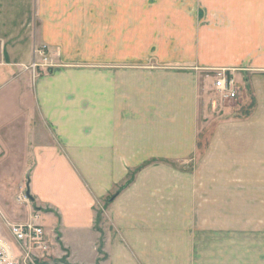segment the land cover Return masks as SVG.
Returning a JSON list of instances; mask_svg holds the SVG:
<instances>
[{
	"label": "crops",
	"instance_id": "0c3cea01",
	"mask_svg": "<svg viewBox=\"0 0 264 264\" xmlns=\"http://www.w3.org/2000/svg\"><path fill=\"white\" fill-rule=\"evenodd\" d=\"M43 48L49 63L34 70ZM221 72L241 103L220 112L247 105V117L209 115ZM262 110L264 0H0V155L20 134L28 177L13 224L44 229L50 262L167 264L192 252L207 139L230 125L239 141Z\"/></svg>",
	"mask_w": 264,
	"mask_h": 264
},
{
	"label": "rangeland",
	"instance_id": "374dc122",
	"mask_svg": "<svg viewBox=\"0 0 264 264\" xmlns=\"http://www.w3.org/2000/svg\"><path fill=\"white\" fill-rule=\"evenodd\" d=\"M235 99L222 104L229 105L228 109L240 105L241 95ZM221 105L216 108L209 105V115L219 123L230 119L238 121L248 116L247 105L227 115L225 111L220 112ZM258 120L251 119L241 126L239 141L234 138L235 134L240 133L239 130L233 132L230 125L224 140L219 139V127L211 128L219 130L217 139L212 140V136L207 139V144L210 141L213 144L211 155H214L210 161L203 163L208 166L199 168L202 178L196 195L198 202L194 206L195 223L191 235L185 236V242H189L192 252L175 253V257H172L175 262L169 261L167 264H181V261L183 264L184 260H189L191 264H264V122L260 124ZM263 120L264 112L260 114V121ZM2 141L9 152L0 155V241L15 247L8 228L20 218V205L23 203H18L16 199L26 193L28 177L27 173L19 170L20 134L17 138L14 132ZM205 145L206 141L201 142L195 156L197 165L203 158ZM27 163H33V158L28 157ZM50 256L48 258L53 259ZM76 256H82L90 263L93 261L87 253L77 252ZM153 257L150 254L151 263L155 264ZM51 259L45 262L68 264L65 258L55 262H50ZM97 259L95 264H101L104 260L100 255Z\"/></svg>",
	"mask_w": 264,
	"mask_h": 264
},
{
	"label": "built area",
	"instance_id": "2783aa9c",
	"mask_svg": "<svg viewBox=\"0 0 264 264\" xmlns=\"http://www.w3.org/2000/svg\"><path fill=\"white\" fill-rule=\"evenodd\" d=\"M41 57V64L32 62L31 67L36 70L49 63L46 49L35 51ZM214 95L210 99V106L216 108L227 100H234L237 96V86L232 78L221 72L213 77ZM19 201H26L24 195H19ZM33 218L37 220L38 214ZM9 235L14 246L0 241V264H40L44 263L50 256V241L45 235L44 229L35 223L12 224L8 228Z\"/></svg>",
	"mask_w": 264,
	"mask_h": 264
},
{
	"label": "trees",
	"instance_id": "16d2710c",
	"mask_svg": "<svg viewBox=\"0 0 264 264\" xmlns=\"http://www.w3.org/2000/svg\"><path fill=\"white\" fill-rule=\"evenodd\" d=\"M122 188H123V187H122ZM120 190H121V188H120V189H118V191H120ZM118 191H117V192H118ZM117 192H116V193H117ZM114 195H115V194H114ZM114 195H113V196H114Z\"/></svg>",
	"mask_w": 264,
	"mask_h": 264
},
{
	"label": "water",
	"instance_id": "95a60500",
	"mask_svg": "<svg viewBox=\"0 0 264 264\" xmlns=\"http://www.w3.org/2000/svg\"><path fill=\"white\" fill-rule=\"evenodd\" d=\"M26 195H27V197H28V196H29V193H27Z\"/></svg>",
	"mask_w": 264,
	"mask_h": 264
}]
</instances>
